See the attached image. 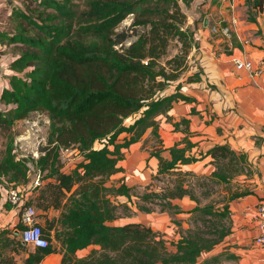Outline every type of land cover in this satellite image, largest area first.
<instances>
[{
	"label": "trees",
	"instance_id": "trees-1",
	"mask_svg": "<svg viewBox=\"0 0 264 264\" xmlns=\"http://www.w3.org/2000/svg\"><path fill=\"white\" fill-rule=\"evenodd\" d=\"M191 1L92 0L77 17L67 0H42L39 6L43 12L52 9L55 16L42 17L43 22L38 23L28 13H18L22 24L36 29L37 37L28 36L23 26L10 37L0 32V44L8 39L10 44L33 49L24 52L10 69L19 74L35 68L30 81L16 74L9 77L10 89L2 90L0 103L13 110L8 114L0 111V130L12 128L35 112H46L50 120L46 141L34 160L41 181L34 190L39 191L37 196L28 189L30 159H17L10 150L0 162V188L27 189L26 206L37 208L48 240L46 249L28 252L24 264H40L52 254L61 255V264H223L237 258L221 253L201 262L232 234L231 203L255 194L248 188H226L228 195L212 201L215 188L251 177L252 165L246 154L235 152L228 144L215 145L206 154L194 153L197 145L191 141L190 120L175 123L169 116L175 103H196L180 92V85L175 93L166 95L187 72L196 45L195 31L187 26L188 17L181 6ZM253 7L262 11L264 0H253ZM130 15V28L119 32ZM173 42L177 52L171 56ZM201 80V73H196L186 83ZM191 115L198 112L193 109ZM160 117L185 137L170 149L171 160L161 156V148L151 153L159 161L153 181L164 184L159 192L147 187L143 194H136L124 179L119 187H107L114 176L126 172L121 166L125 151L149 131L162 144ZM129 120L134 122L126 126ZM124 134L128 137L118 144ZM103 142L102 148H96ZM72 149L83 160L73 171L64 172L61 155ZM207 157L215 168L212 174L184 169ZM42 182L47 183L43 186ZM112 197L128 202L135 197L139 211L169 215L179 228V239L172 244L176 251H170L162 234L140 223L112 226L120 218V208L129 211L127 204L117 205ZM185 198L196 205L188 213L187 229L184 220L178 219L184 211L176 203ZM204 199L208 203L203 205ZM23 229L20 223L17 232L0 231V264H15L5 259V252L11 248L19 254L17 248H24L19 235ZM91 247L87 256H78Z\"/></svg>",
	"mask_w": 264,
	"mask_h": 264
},
{
	"label": "rangeland",
	"instance_id": "rangeland-1",
	"mask_svg": "<svg viewBox=\"0 0 264 264\" xmlns=\"http://www.w3.org/2000/svg\"><path fill=\"white\" fill-rule=\"evenodd\" d=\"M41 1L42 0H0V32H4L7 37H10L16 35V32L19 31L18 28L20 26H23L24 28L28 29V36L34 38L37 37L36 29H34L31 25L25 23L22 24V20H20L18 13L26 12L38 23L43 22V20L41 19L42 17L45 18L47 15L55 16L56 13L52 9H45L46 11L43 12L44 9L39 6ZM67 1L69 2V5L71 6L74 14L79 17L83 11L87 10L88 2L92 0ZM198 3H201V6L197 8ZM208 5H210V8L207 7ZM181 6L188 17L187 26L189 25V23H192L190 28L193 29V27H195L196 31L199 29L206 30L207 28L210 30V39L211 44L213 45V50L216 52L217 57L219 58V55L223 54L221 56L222 60L231 61L234 54L236 55L235 58H244V56H247V53L253 52L254 48H258L264 51V9L262 11L255 9L253 7V0H240L239 2L237 0H200L198 2L191 1L186 4L181 3ZM42 12L45 14L40 15ZM132 21L133 16L130 15L120 25L118 31L121 32L122 30H128L132 24ZM205 24H207L206 27ZM225 24L228 25V28L230 29L229 34L232 37H226L222 34L221 28ZM139 31L141 33L144 32L142 29H140ZM235 31L238 32L242 39V44L238 43V48L236 47L238 39H236L237 37L235 38L233 36V34L236 35ZM197 44H199V42H197ZM29 50L33 49L24 44H10L8 39H5L4 45H0V95L4 88L10 89L9 77L12 75L16 74L22 77V79L25 81L31 80L29 74L35 68L29 67L19 74L10 69L12 63L19 59V57L24 52ZM192 51L189 56V68L182 77L185 82L188 79L187 73L191 71V67H196L198 65L197 61L193 62V60H195L193 57L191 59ZM176 52L177 43L173 42L171 44L170 55L173 56ZM230 52H232V55L228 56L227 54H229ZM255 63L257 66L263 67L264 58L255 60ZM198 73L203 74V70L200 68ZM171 86L172 87L171 89L169 88V92L174 91V87H176V84L174 83ZM12 110V106H7L3 103H0L1 112L8 114ZM133 122V120L127 121L126 126L132 125ZM49 126L50 120L48 114L46 112H35L32 113L26 120L17 121L12 128H5L0 130V162H4L6 160L7 154L10 150L11 154L17 159H30V192H33L34 194H36V196L38 195L39 191L36 190L34 192V190L39 185H31L40 177V173L34 163V160H37L39 158V155L37 156V151L39 147L42 146L46 141ZM125 137H128V135L124 134L120 136L117 143L122 144ZM105 143L106 142L98 143L96 145V148H102ZM161 146L162 144L153 139L152 135L150 134L146 135L139 143L132 145L127 151V153L130 155V157H128V159L130 158V162L128 166H126L128 167L126 168V172L124 174L113 177L107 184V187H119L121 185V180L124 179L127 185L129 183L131 187L135 188L134 193L136 194H143L147 191V187L155 192H159L160 187L164 184L162 181H153L152 177L155 175V164L153 165V163L156 162V159H154V157H151V153L155 152L156 149H159ZM110 149L112 150L113 147H110ZM61 159L64 165L67 166V168L64 167V172L73 171L83 160L76 149L63 152L61 155ZM141 161H143V163L145 164L142 163V165L140 166L139 163ZM251 165L253 171L251 177L237 178L229 186L221 185L216 187L213 193L212 201H219L224 196L228 195L226 188H232L233 191L238 189L243 190L246 188L255 191V189L257 188V183H253L252 181L259 173L255 168V165L252 163ZM206 169L209 168L207 167ZM199 175L209 174L201 173ZM46 183L47 182H42V185L45 186ZM27 194L28 192L26 189L24 195L27 196ZM0 200V220H2L3 215L5 216V218L0 221L3 225L2 229H10L17 232L16 227L20 224V222L18 221L17 217H9L8 213H6L11 204L9 205L6 197H1V195ZM111 200L117 205L127 204L129 206V211H125V209L123 208L119 209L120 218L115 221V226L125 225L129 223H140L146 227H150L155 232H158L165 237V239L170 243V251H176L175 247L172 244L177 242L179 239V228L171 221L169 215L161 214L158 211L150 214L139 211L137 208L138 199L135 197L131 202H128V200L123 197H112ZM202 202L203 205L208 203V201L205 199ZM185 215V213L179 215L178 219L184 220L183 227L184 229H187L189 228V225L188 220H186L188 218H186ZM19 248L21 249V247ZM93 248L94 247H91L85 251L79 252L78 256H87ZM29 249L33 248L24 245V248L21 249L19 255H14L13 251L10 248L9 250H7V252H5V259L13 260L15 264H24L25 255L26 253L28 254ZM201 261H203L202 258Z\"/></svg>",
	"mask_w": 264,
	"mask_h": 264
},
{
	"label": "crops",
	"instance_id": "crops-1",
	"mask_svg": "<svg viewBox=\"0 0 264 264\" xmlns=\"http://www.w3.org/2000/svg\"><path fill=\"white\" fill-rule=\"evenodd\" d=\"M194 1L198 2L200 0ZM237 1L239 2L240 0ZM200 6L201 3H198L197 8ZM207 7L210 8V5ZM191 24L189 23L188 26L190 27ZM206 26L207 24H205ZM193 29L195 31L196 44L197 42L199 44L194 46L191 59L193 57L195 59L193 62L197 61L198 65L191 67L187 77L198 73L201 68L203 70V74H201L202 80L198 83L188 84L184 79H181L175 83L174 91L169 92L170 90L168 89L166 95L175 93L180 85V92L196 99V103H175L169 116L175 123L180 122L182 119L190 120L191 141L197 145L194 153L198 151L206 154L215 145L228 144L235 152L246 154L250 163L255 165L259 173L252 181L257 183L255 194L231 203L232 234L214 252L204 255L202 260L204 261L207 257L216 254L228 253L237 258L223 262V264H264V250L259 248L254 242L258 234L257 206L264 202V75L257 77L237 71L235 64L233 65L235 54L232 56L231 61L222 60L221 56L223 54L219 55L220 58L217 57L211 44V33L208 28L197 31L195 27ZM225 30L229 31L230 29L223 26L221 32L223 33ZM235 33L236 35L233 34V36L239 40V42L237 40V44H242L241 36L238 32L235 31ZM0 45L2 46V44ZM254 49L253 52L247 53L244 58L255 63V60L264 58V51L258 48ZM193 109L198 112V115H191ZM159 121L162 140L160 148L163 150L161 156L164 159L171 160L170 149L182 142L185 135L183 132L175 131L174 126L167 122L165 117H160ZM149 134L151 135L150 131L146 135ZM128 157L130 155L127 153V160L125 159L122 162L123 164L121 163L125 170L130 162ZM154 159L156 158L154 157ZM211 161V157H207L205 160L195 165L187 166L184 169L197 174L210 175L215 170L210 164ZM142 163L143 161L139 163L140 166ZM154 164L156 174L159 168V161L156 159ZM207 167L209 169H206ZM129 187L131 186L129 185ZM0 195L1 197H6L5 190L0 188ZM176 203L180 205L186 214V218L189 217L188 213L196 206L188 198ZM6 213H8L9 217H17L19 221V212L16 207L10 205ZM4 218L5 216L3 215L2 220ZM114 223L111 225L115 226ZM2 227L3 225L0 222V231L3 230ZM17 249L20 253L21 250ZM33 250L35 249H29L28 252ZM13 253L14 255H19L16 251H13ZM27 258L28 254L26 253L25 259ZM61 258L59 254H52L44 260V264H61Z\"/></svg>",
	"mask_w": 264,
	"mask_h": 264
},
{
	"label": "built area",
	"instance_id": "built-area-1",
	"mask_svg": "<svg viewBox=\"0 0 264 264\" xmlns=\"http://www.w3.org/2000/svg\"><path fill=\"white\" fill-rule=\"evenodd\" d=\"M222 34L226 37L230 36L228 30L223 31ZM234 64L239 72H246L257 77L264 75L263 67H257L254 62L245 58H235ZM38 155L37 151V156ZM33 184L40 185V177L32 183L31 186H33ZM24 190V186L16 188L13 185H11L8 190H5L7 202L18 209L19 222L24 227L19 233L20 240L27 247H32L33 249H46L48 247V240L43 235L42 226L38 219L36 209L32 206H26L27 199L24 196ZM257 222L258 234L254 242L259 248L264 250V202L260 203L258 206ZM40 264H44V261Z\"/></svg>",
	"mask_w": 264,
	"mask_h": 264
},
{
	"label": "water",
	"instance_id": "water-1",
	"mask_svg": "<svg viewBox=\"0 0 264 264\" xmlns=\"http://www.w3.org/2000/svg\"><path fill=\"white\" fill-rule=\"evenodd\" d=\"M0 74H1V68H0Z\"/></svg>",
	"mask_w": 264,
	"mask_h": 264
}]
</instances>
